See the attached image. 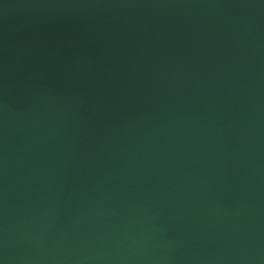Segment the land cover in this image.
<instances>
[{
	"label": "water",
	"instance_id": "95a60500",
	"mask_svg": "<svg viewBox=\"0 0 264 264\" xmlns=\"http://www.w3.org/2000/svg\"><path fill=\"white\" fill-rule=\"evenodd\" d=\"M0 264H264V0H0Z\"/></svg>",
	"mask_w": 264,
	"mask_h": 264
}]
</instances>
